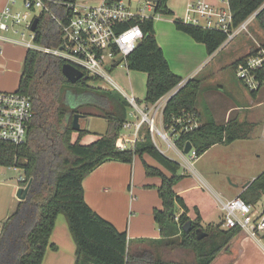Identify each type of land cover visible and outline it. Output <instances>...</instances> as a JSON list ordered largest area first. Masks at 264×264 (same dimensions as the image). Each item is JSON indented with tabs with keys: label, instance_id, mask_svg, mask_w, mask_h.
Here are the masks:
<instances>
[{
	"label": "trees",
	"instance_id": "16d2710c",
	"mask_svg": "<svg viewBox=\"0 0 264 264\" xmlns=\"http://www.w3.org/2000/svg\"><path fill=\"white\" fill-rule=\"evenodd\" d=\"M44 1L46 7L38 15L34 42L57 47L62 41L58 20L67 23L72 14L68 4L76 0ZM148 1L152 2L155 14L174 15L169 0ZM229 6L235 28L257 12L255 19L264 29V0H229ZM175 24L177 29L205 44L209 54L217 51L228 38V34L220 29L188 23L181 17H175ZM141 26L144 37L129 55L127 65L132 70L147 73L144 101L155 103L175 89L184 78L170 67L157 40L154 16L145 18ZM255 50L232 64L234 72L237 65ZM65 62L60 56L35 48H29L23 61L17 90L31 95L33 116L24 143L0 140V165L22 168L25 175L23 184L31 180V187L26 199L18 200L16 208L3 223L0 264H43L59 214L65 215L76 243L75 264H211L221 251L229 248L232 239L242 229H226L221 224L204 229L198 208H195L197 217L191 220L184 197L174 188L183 178L179 173L180 162L156 146L148 129L136 141L134 148H117L116 141L127 120V99L116 90L91 85V80H100L98 77L85 74L76 83L70 81L63 73ZM202 83L200 75L186 79L184 85L169 98L164 110L168 122L173 116L185 113H193L202 121L201 126L181 134L177 140L181 149L185 148L187 141H191L198 156L215 144H230L248 138L254 127L238 117L218 124L207 107L201 112L198 105ZM251 92L257 93L255 90ZM71 93L88 94L89 98H102L104 101L101 106L103 113L98 116L109 120L108 128L91 143L81 142L87 130L73 129L74 114L79 112V108L69 101L68 95ZM93 104L96 105L97 101H93ZM75 133L79 134L78 137H75ZM145 153L154 157L169 174L149 164L144 158ZM135 155L142 158L147 175L162 179L158 191L163 206L154 209V218L161 231L158 239L131 240L126 231H120L102 217L85 199L83 179L87 174L107 160L132 162ZM263 194L264 171L239 196L248 203L256 204ZM179 205L185 209L180 215L177 213ZM188 221L193 224L189 232L184 229ZM200 227L208 233L201 239L194 232ZM135 241L145 247L141 251L131 252L130 244ZM52 247L56 248L53 244ZM160 247L190 250L194 259L190 262L166 260Z\"/></svg>",
	"mask_w": 264,
	"mask_h": 264
},
{
	"label": "crops",
	"instance_id": "0c3cea01",
	"mask_svg": "<svg viewBox=\"0 0 264 264\" xmlns=\"http://www.w3.org/2000/svg\"><path fill=\"white\" fill-rule=\"evenodd\" d=\"M12 1L13 0H0V11L3 10L4 7ZM100 1L101 0H90L85 4L92 5ZM190 1L192 0H169V6L174 11V15L157 14L159 15L158 17L161 22H158L157 24L155 23L157 40L164 50L165 56L169 61L171 69L181 77L184 76L183 74L188 76L187 78L183 77L184 80L195 75H200V72L203 71L208 65L207 64L203 66L204 62L207 60L210 61L220 53L219 48L214 53L209 54L207 52L205 44L195 41L190 35L177 29L175 24V17H184L187 5ZM207 1L211 2L215 6L219 5V0ZM226 4L227 3H225V6ZM147 10H149L152 14L148 16H154L155 20L156 14L154 13V7H148ZM39 13L36 15V17H38ZM256 14L257 12L252 14L245 22L249 24L252 20L255 19ZM10 29L0 30V44L2 50L0 51V57L6 61H0V66H2L0 67V72L4 74L15 72L16 64L21 61L20 67L16 71L19 78L16 79L15 83L7 81L1 83L0 88H4L1 90H16L19 88L23 61L27 51L30 48L27 43L31 42L30 40H27L25 38L17 39L6 35V33L4 32L9 31ZM14 32L17 33L18 30H15ZM22 44L28 48L20 58L9 56L7 50H24V48L19 46ZM7 62L13 67H6ZM2 64L5 65L3 66ZM117 68H124L126 71L125 75L129 77L131 76L129 70L130 68L128 66L121 65L115 67L110 73L114 81V84L112 85H116L115 87H119V84L115 80V76L113 74ZM204 79L205 78H203L202 84L205 90L206 85L204 86ZM98 81L102 80L100 79ZM15 87L17 88L15 89ZM99 87L120 92L116 88H111L108 86ZM256 92V94H253L250 90V93L252 97H255V100H248L247 102L249 105L244 106L239 103V100L246 98L245 92L239 90L237 93H235V97H227L221 94V92L219 91H208V99L207 96L205 99V97L199 95L198 107L200 108L201 112H204L205 108L207 107L218 124H225L232 117H238L241 121L252 123L254 127L249 137L246 138L248 140L251 138L252 133L258 124H262L264 128V118L262 120H259L258 117V108L264 105V100L260 99V94L261 92H264ZM120 93L125 98L126 94H129L125 90L124 93ZM170 93L171 91L161 97L160 100H168ZM130 94L136 95L133 91V87L131 88ZM145 95L146 90L142 100L145 99ZM91 100L92 99L88 97V94H82L81 96L78 95V97H72L71 104L78 107L79 113L83 114V116L79 120L81 129H85L88 131L83 136V138L91 133L103 134L107 131L106 129L105 132L96 133L91 129L90 125H83L82 122L84 119L90 120L95 116L94 113L91 114V112L82 110V108L84 107L87 108L89 106H92L93 101ZM108 124L109 120L107 119V128ZM263 128L262 133L260 134L261 138H264ZM131 134H128L127 136ZM75 135V137H78L79 134L75 133ZM83 138L81 142L83 141ZM177 149L180 150V148ZM161 151L171 157L167 152L163 150ZM203 154L199 156L198 159H200ZM258 156L260 157V155ZM144 158L149 164L157 166L164 172L169 174V171L148 153L144 154ZM198 159L195 162H191L187 158L185 159L186 170L184 171V174H182L183 178L176 183L174 188L178 194L184 197L190 209L187 214L191 218V220H194L197 217L195 208H198L202 218V227L204 229H207L211 228L212 226L220 225L222 223L225 215L223 210V203L228 199L240 195L249 186V184L264 171V164L259 169V171H257V173L245 176L238 175V177L235 178L236 183H232L231 187L228 189L227 187L225 188V186H216L210 181L205 173L200 172L195 166ZM180 164L182 166L181 162ZM161 183V177L149 176L146 174L143 160L139 155H135L132 162H126L117 159L107 160L97 168H95L93 171H91L89 174H87L83 179V187L85 190V199L87 203L102 217L112 222L120 231H126L128 237L131 240L141 238L158 239L161 237L160 228L154 218V209L162 208L163 206L162 199L158 191ZM10 185L13 186L12 184ZM12 194H15L14 186ZM263 198L264 194L261 199ZM260 201L257 203V205H260ZM184 211L185 209L179 205L177 208L178 215L182 214ZM1 231L2 229L0 230V233ZM263 234L264 232H261L258 236H253L248 231L241 230L232 239L229 248L227 250L221 251L211 264H264V239L262 238ZM52 244L56 246V248H53ZM143 247H145V245L142 243L136 241L131 242L130 251H141ZM76 248V243L69 229L67 219L64 214H59L50 237V243L43 258V264H75ZM160 251L163 258L173 261H184L182 258L188 257L192 254L190 250L184 248L171 249L169 247H160Z\"/></svg>",
	"mask_w": 264,
	"mask_h": 264
},
{
	"label": "built area",
	"instance_id": "2783aa9c",
	"mask_svg": "<svg viewBox=\"0 0 264 264\" xmlns=\"http://www.w3.org/2000/svg\"><path fill=\"white\" fill-rule=\"evenodd\" d=\"M146 1L147 6L153 8L152 2ZM221 1L227 3L226 6L218 7L207 0H192L187 5L182 19L188 23L226 32L228 34L224 42L226 45L243 29H246L248 24L243 22L235 28L229 0ZM131 2L132 0L128 2L101 0L92 5L69 3L68 7L72 8V14L67 23L58 20L54 15L62 29V41L57 47L42 46L34 42L36 31L32 30V24L36 15L31 16V12L38 8L40 10L45 8L44 0H23L22 9L15 8L16 0H13L0 11V30L24 25L30 30L33 40L27 43L30 48L60 56L82 70L84 76L87 74L114 84L111 71L121 65L128 66L129 55L144 37L141 22L149 17L145 9L140 8L134 11L131 8ZM202 18L205 20L204 23L201 22ZM0 51H2L1 44ZM235 73L250 90L264 91V45L260 44L253 54L241 61ZM185 81L186 79L171 91L169 98L184 85ZM126 99L133 107L129 117H135L136 120L128 118L125 121L124 129L134 127V131L129 136L125 133L120 134L116 141L119 149L134 148L145 124L153 141L158 134L168 148H179L177 140L181 134L190 132L202 124V121L193 113L173 116L169 122L166 121L164 110L168 100L164 103L160 99L155 103H148L134 94H126ZM33 110L30 94L17 89H0V140L14 144L24 143ZM158 121L161 127L158 126ZM180 150L184 152V149L180 148ZM189 153L190 159L198 157L194 147ZM24 181L23 173L19 177L20 187L25 188L31 180L23 184ZM223 210L225 215L221 223L222 228L240 227L253 236L264 232V206L248 203L238 195L225 201Z\"/></svg>",
	"mask_w": 264,
	"mask_h": 264
},
{
	"label": "rangeland",
	"instance_id": "374dc122",
	"mask_svg": "<svg viewBox=\"0 0 264 264\" xmlns=\"http://www.w3.org/2000/svg\"><path fill=\"white\" fill-rule=\"evenodd\" d=\"M89 1L90 0H76V2L81 5ZM126 1L128 2L129 0ZM22 4L23 0H16L15 8L22 9ZM222 6H225V2L219 0L218 7ZM131 8L134 11L142 8L145 9L146 14L152 15L150 11L147 10L148 6L146 0H132ZM39 12V8L33 10L31 12V16H35ZM158 16L159 15L157 14L155 16L156 24L158 22H161ZM201 22L204 23L205 20L202 18ZM15 30H18V32L15 33ZM4 33H6V35L8 36L17 39L25 38L27 40L32 41L30 30L25 28L24 25H17L15 26V28H12ZM23 33H25V37L23 36ZM260 44H264V29L260 26L258 21L254 19L248 24L247 28L243 29L233 40H231L224 46L222 45L220 47V53L215 58L211 59L210 61L207 60L204 62L203 66L207 64L208 65L203 71L200 72V75L201 77L205 78L204 86L206 85V89L204 90L202 86L200 95L205 97V99L207 96L208 99V91H219L224 96L235 97V93L240 90L246 93V98L239 100V103L244 106H248L249 104L247 101L251 99L255 100V97H252L250 90L247 88V86L244 85L242 81L236 76L232 64L237 58H241L247 55L248 52L250 53L252 50H255L256 47H258ZM19 46L24 48V50H7L9 56L20 58L22 54L26 52V49L28 47H25V45L23 44ZM0 61L4 62L5 60L0 57ZM20 64L21 61L16 64L15 72L7 74L0 72V84L5 81L15 83L16 79L19 78V76H17L16 71L20 67ZM2 65L4 66L5 64ZM10 66L12 65L7 62L6 67ZM129 70L131 73L130 77L125 75L126 71L124 68H117L113 73L115 76V80L119 84V87H115L116 85H112L106 80L98 81L93 79L91 80L90 84L94 86H108L111 88H116L122 93H124L125 90L129 94L131 93V88L133 87V91L136 96L142 100L146 90L147 74L143 71H136L132 69ZM183 75V77L185 78L188 77L185 74ZM17 87H15V89ZM73 96L78 97V95H75L73 93L69 94L68 98L71 103ZM90 99H93V97H90ZM260 99L264 100V93L262 92L260 94ZM93 101H97V104H93L92 106H89L87 108L84 107L82 108V110L94 113L96 115L90 120L84 119L82 123L83 125H90L91 129L96 133L105 132L107 129V119L102 116H98V114L103 113L101 111V106L103 105L104 101L102 100V98H94ZM164 101L165 99L161 100V102L163 103ZM132 110L133 107L131 105H128V118L135 121V117H129V113ZM258 115L259 120H262L264 118V105L258 108ZM157 124L158 126H160L159 121ZM262 128V124H258L255 127L251 138L248 140L239 139L230 144H216L209 148L200 159H198L199 156L196 159H190V153H184L177 148H168L167 144L159 137L158 134H156L154 142L158 148L167 152L172 158L182 163L179 173L184 174V171L186 170V158L189 159L191 162H195L198 159L195 166L200 172L205 173L210 179V181L216 186L221 185L229 189L232 183H236L235 178H237L238 175L245 176L257 173V171H259V169L264 164V138L260 137V134L262 133ZM146 130L147 125L145 124L141 135ZM133 131L134 127L130 129H123L121 133H125L126 135H128L131 134ZM98 135L99 134L95 133L88 134L83 138L82 143H91L97 138ZM258 155H260V157ZM23 173L24 171L20 167L0 165V230L2 229L5 219L14 211L16 205L18 204L19 199L17 197V192L20 187L19 177ZM10 184L14 186L15 194H12L13 186H11ZM263 205L264 198L261 199L259 206L263 207ZM182 259L184 261L190 262L194 259V256L193 254H191L190 256L184 257Z\"/></svg>",
	"mask_w": 264,
	"mask_h": 264
},
{
	"label": "water",
	"instance_id": "95a60500",
	"mask_svg": "<svg viewBox=\"0 0 264 264\" xmlns=\"http://www.w3.org/2000/svg\"><path fill=\"white\" fill-rule=\"evenodd\" d=\"M39 23V17H36L33 21L32 24V30L36 31L37 30V26ZM63 73L64 75L72 82L76 83L77 81H79L80 79H82L84 77V72L80 69H78L76 66L72 65L71 63L65 62L63 64ZM83 116V114L76 112L74 114V119H73V129L74 130H80L81 129V124H80V118ZM193 144L191 141H187L184 151L185 153H189L190 150L192 149ZM31 187V181L27 184V186L25 188L20 187L18 189L17 192V196L19 197V200H24L27 197L28 191ZM193 228V224L192 221H188L185 226L184 229L189 232L191 231ZM197 234V237L199 239L203 238L204 236H206L208 233L203 229V228H197L194 231Z\"/></svg>",
	"mask_w": 264,
	"mask_h": 264
}]
</instances>
